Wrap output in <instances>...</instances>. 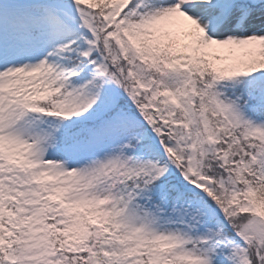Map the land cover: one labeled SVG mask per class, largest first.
Wrapping results in <instances>:
<instances>
[{"label":"snow or ice","instance_id":"1","mask_svg":"<svg viewBox=\"0 0 264 264\" xmlns=\"http://www.w3.org/2000/svg\"><path fill=\"white\" fill-rule=\"evenodd\" d=\"M0 264H264V0H0Z\"/></svg>","mask_w":264,"mask_h":264}]
</instances>
